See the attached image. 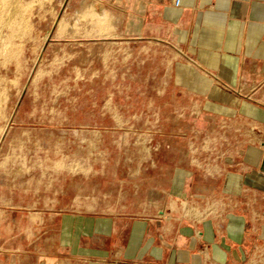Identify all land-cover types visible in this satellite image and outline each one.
Listing matches in <instances>:
<instances>
[{"label":"rangeland","instance_id":"1","mask_svg":"<svg viewBox=\"0 0 264 264\" xmlns=\"http://www.w3.org/2000/svg\"><path fill=\"white\" fill-rule=\"evenodd\" d=\"M17 1L24 25L0 6V264H32L64 218L176 208L179 169L232 147L176 30L136 31L123 0ZM233 264H264V243Z\"/></svg>","mask_w":264,"mask_h":264},{"label":"crops","instance_id":"2","mask_svg":"<svg viewBox=\"0 0 264 264\" xmlns=\"http://www.w3.org/2000/svg\"><path fill=\"white\" fill-rule=\"evenodd\" d=\"M136 31L176 30L210 80L212 124L227 127L215 163L179 169L177 207L151 216L64 218L32 264H233L264 243V0H123ZM143 24V23H141ZM230 126L232 131L230 132ZM218 137L216 138V140ZM212 157V151L209 152ZM81 236V245L79 237Z\"/></svg>","mask_w":264,"mask_h":264},{"label":"bare ground","instance_id":"3","mask_svg":"<svg viewBox=\"0 0 264 264\" xmlns=\"http://www.w3.org/2000/svg\"><path fill=\"white\" fill-rule=\"evenodd\" d=\"M0 6H3L4 8H6L8 10V17L11 20H13L12 19L13 17L14 18L17 17L15 22H14L15 24H18V25H24L25 24L26 20L20 16L19 4H18L17 0H0ZM1 44L3 45V43H1Z\"/></svg>","mask_w":264,"mask_h":264},{"label":"built area","instance_id":"4","mask_svg":"<svg viewBox=\"0 0 264 264\" xmlns=\"http://www.w3.org/2000/svg\"><path fill=\"white\" fill-rule=\"evenodd\" d=\"M180 3V0H173V5L178 6Z\"/></svg>","mask_w":264,"mask_h":264}]
</instances>
